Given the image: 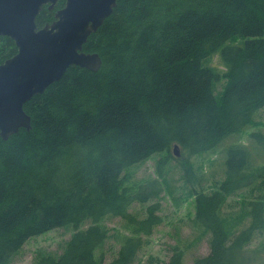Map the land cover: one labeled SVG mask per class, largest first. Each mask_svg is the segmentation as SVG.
Returning <instances> with one entry per match:
<instances>
[{"label": "trees", "instance_id": "1", "mask_svg": "<svg viewBox=\"0 0 264 264\" xmlns=\"http://www.w3.org/2000/svg\"><path fill=\"white\" fill-rule=\"evenodd\" d=\"M64 5L59 0L54 9ZM53 16L44 7L38 26ZM83 49L100 53V69L71 65L26 102L30 130L0 136V264H10L30 237L58 227L74 232L60 253L40 251L33 264H133L163 222L157 199L164 191L177 198L164 156L155 177L132 181V168L164 153L178 159V145L186 182H200L190 157L258 124L264 0H118ZM17 51L11 37L0 35V63ZM215 54L220 68L207 63ZM250 137L264 156V133ZM229 147L222 180L212 190L191 191L195 239L208 236L209 245L192 264H264V158L257 163L243 143ZM245 189L253 196L226 208ZM148 202L144 215L131 210ZM115 217L131 234L107 260L96 252L112 237L102 221ZM192 246H175L164 264H184Z\"/></svg>", "mask_w": 264, "mask_h": 264}, {"label": "water", "instance_id": "2", "mask_svg": "<svg viewBox=\"0 0 264 264\" xmlns=\"http://www.w3.org/2000/svg\"><path fill=\"white\" fill-rule=\"evenodd\" d=\"M59 0H0V35L18 48L0 63V136L8 139L21 128L30 130L31 116L24 106L34 95L59 81L71 65L100 69L99 53L85 52L88 37L98 30L118 0H64L51 24L39 27L44 4ZM179 146L174 153L178 156Z\"/></svg>", "mask_w": 264, "mask_h": 264}, {"label": "rangeland", "instance_id": "3", "mask_svg": "<svg viewBox=\"0 0 264 264\" xmlns=\"http://www.w3.org/2000/svg\"><path fill=\"white\" fill-rule=\"evenodd\" d=\"M241 40H239L240 42ZM231 43V42H230ZM209 65L215 67L220 66L219 56L213 55L208 61ZM206 64V63H205ZM225 81L220 80L215 85V94L221 96ZM220 94V95H219ZM255 120L260 123L257 125H250L241 132L232 133L226 137L214 151L205 152L199 155L190 157V160L199 168L198 177L201 181L197 183L186 182L184 178L183 169L181 168V149L178 159L172 158L166 153L162 155H154L146 162L139 164L132 168L134 178L132 181H139L149 176H156V163L164 156L166 163L164 164V173L168 180L171 190L174 192L177 202L166 191L158 198L161 202V210L159 214L163 217V222L158 225L148 238V243L143 246L137 260L133 264H164L168 261L175 246H186L192 244L190 250H187L184 257V264H192L195 256L204 255L209 252L208 236L196 242V237L199 234L194 226L195 218V200L191 193L193 189H200L201 186L205 190H212L215 185L222 180L225 169V156L227 148L232 144L243 143L248 146L251 151L252 158L255 161L262 162L264 156L261 153L263 150L250 137L252 132L264 133V107L259 109L254 114ZM131 183V182H129ZM189 188V189H188ZM253 193L249 189L240 191L238 194L232 196L228 200L226 208L233 205L236 208L245 198H251ZM154 199L153 202L157 201ZM146 204L135 203L131 210L140 215L145 214ZM102 224L111 229L112 237L106 241L96 252L97 255L104 253L105 258L109 260L119 249L123 237L131 234L130 229L126 227L121 218H105ZM84 224L81 228L87 227ZM74 232L72 227H58L46 233L30 237L22 248L14 255L10 264H33L38 252H53L60 253L63 244L70 238Z\"/></svg>", "mask_w": 264, "mask_h": 264}, {"label": "flooded vegetation", "instance_id": "4", "mask_svg": "<svg viewBox=\"0 0 264 264\" xmlns=\"http://www.w3.org/2000/svg\"><path fill=\"white\" fill-rule=\"evenodd\" d=\"M49 5H50L49 3L44 4L43 7H42V9L45 7V8H47V9H49V10H53V11H54V16H53V18H52L53 20L51 19V21L44 22V26L47 25V24H51V23L54 21V19H55V14H56V12L59 10V9H58V10H55V9H54L55 7H54L53 9H50ZM63 7H64V6H63ZM42 9H41V11H42ZM41 11H40V13H41ZM40 13H39V14H40ZM38 16H39V15H38ZM37 18H38V17H37ZM44 26H43V27H44Z\"/></svg>", "mask_w": 264, "mask_h": 264}, {"label": "bare ground", "instance_id": "5", "mask_svg": "<svg viewBox=\"0 0 264 264\" xmlns=\"http://www.w3.org/2000/svg\"><path fill=\"white\" fill-rule=\"evenodd\" d=\"M10 48V47H9ZM100 54V53H99ZM264 104V103H263ZM260 106V105H259ZM255 122V121H254ZM257 122V121H256ZM258 123H260V122H258ZM258 134V133H257ZM262 136V135H261ZM256 137V136H255ZM260 138V137H259ZM257 142H259V141H257ZM181 143V142H180ZM210 147V146H209ZM238 147V146H237ZM230 148V147H229ZM214 151V150H213ZM244 152V151H243ZM182 153V152H181ZM244 156V155H243ZM184 158V157H183ZM161 159V158H160ZM249 163V162H248ZM241 170V169H240ZM229 176V175H228ZM126 177V176H125ZM244 177V176H243ZM225 178V177H224ZM123 180V179H122ZM254 180V179H253ZM233 181V180H232ZM154 183V182H153ZM227 185V184H226ZM167 186V185H166ZM152 188H153V186H152ZM167 188V187H166ZM189 189V188H188ZM205 189V188H204ZM154 191V190H153ZM169 191V190H168ZM196 191V190H195ZM218 194V193H217ZM227 194V193H226ZM207 195V194H206ZM221 195V194H220ZM144 197V196H143ZM222 197V196H221ZM140 198V197H139ZM127 202V201H126ZM154 205V204H153ZM150 207V206H149ZM150 209V208H149ZM151 210V209H150ZM149 210V211H150ZM119 211V210H118ZM133 217V216H132ZM154 217V216H153ZM126 218V217H125ZM157 219H158V217H157ZM219 222V221H218ZM150 231V230H149ZM138 243V242H137ZM178 252V251H177ZM132 253V252H131Z\"/></svg>", "mask_w": 264, "mask_h": 264}]
</instances>
